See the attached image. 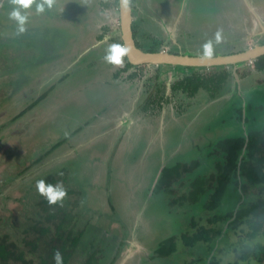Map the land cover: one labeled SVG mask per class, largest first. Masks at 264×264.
I'll return each mask as SVG.
<instances>
[{
    "label": "rangeland",
    "instance_id": "obj_1",
    "mask_svg": "<svg viewBox=\"0 0 264 264\" xmlns=\"http://www.w3.org/2000/svg\"><path fill=\"white\" fill-rule=\"evenodd\" d=\"M54 5L39 14L33 6L26 31L18 34L15 21L8 16L11 0H0V237H13L32 221H40L39 203L47 198L37 191L36 181L50 182L52 178L50 183L62 182L67 190L62 203L53 210L72 211L74 235L84 234L73 249L72 264H84L91 253L99 264H183L194 258L210 259L211 251L205 244L189 247L181 238L182 233L192 232L193 222L207 223L211 214L204 209L206 199L192 207L174 206L171 201L188 192L197 176L215 174L221 158L213 146L219 140L244 136L245 126L250 130L264 126V92L249 97L246 125L237 113L242 102L229 99L232 108L226 100L215 105V111L200 114L192 129L186 122L192 121L209 94L204 90L194 97L179 96L177 102L184 106L182 128L176 133L181 126L170 123L161 137V129L155 128L154 134L168 145L189 137L192 143L178 157L196 159L200 167L174 185V195L159 193L145 211L139 210L138 205L148 197L147 181L161 162L162 146L157 137L150 146H140L138 142L147 144L154 137H138V125L129 129L127 140L120 145L121 136L116 134L113 120L128 112L132 125L150 122L145 92L156 83V72L151 75L131 69L134 73L130 74L124 70L125 61L115 65L104 60L109 45H123L121 40L114 42L111 35L120 22L114 0H54ZM141 5L143 13L133 18L144 25L149 8ZM225 32L220 45L230 43L224 38ZM104 34L109 40L100 41ZM153 35L151 31L140 32L141 46L149 47ZM160 39L166 38L162 35ZM221 70L224 68L204 70L201 76L218 75ZM43 94H47L44 100L18 118ZM193 100L196 105L190 108ZM57 143L62 144L55 149ZM235 187L231 184L221 214L239 203ZM141 213L135 227L134 218ZM173 237L177 238V252L155 257L160 244ZM215 252L210 264L235 259L234 252Z\"/></svg>",
    "mask_w": 264,
    "mask_h": 264
},
{
    "label": "flooded vegetation",
    "instance_id": "obj_2",
    "mask_svg": "<svg viewBox=\"0 0 264 264\" xmlns=\"http://www.w3.org/2000/svg\"><path fill=\"white\" fill-rule=\"evenodd\" d=\"M204 1L211 2L205 5ZM142 3L149 8V13H144L146 14L145 20L148 19V21L146 24L142 22L144 25H139L137 19V21L133 22L132 27L137 47L145 52L181 56L188 55L191 58L203 57L205 56L203 45L211 40L213 42V52L211 56L206 57L213 58L217 56L243 54L249 50L256 49L257 46H264V0H130L133 16L143 13ZM117 7H119V5ZM118 16H120V14ZM226 29H228V33L225 32ZM147 31L154 32V35L149 38L150 46L144 47L141 46L142 43H140L138 35L140 32ZM222 31L225 32L224 38L229 39L230 43L228 41L226 44L220 45L223 36ZM218 32L220 34V41L217 43L216 34ZM111 35L114 42L117 40L122 41L120 22L118 28L113 30ZM162 35L166 38L164 41L160 39ZM105 36L106 34L101 36L100 41L109 40L110 37ZM157 44L160 45L157 46ZM261 57L262 56L258 57L254 63L246 61L209 68L173 66L167 64H161L158 67H150L149 64L135 66L129 63L127 57L125 58L124 70H128L130 74L134 73L133 70L138 72L143 71L145 74L150 73L151 75L153 72H156V77L154 78L156 83L152 88H149V91L145 92L146 95H148V120L150 122L132 125L128 112L121 113L113 120L115 121L116 134L121 136L119 141L122 143L120 145H124V141L127 140L126 137H128V133H130L129 129L132 128V126L138 125V127H136L139 131L138 137L143 134L153 136L154 138L157 137V143L162 146V150L160 151L161 162L157 165L156 171L147 181L145 190H147L148 197L145 203L142 205L139 204L140 206L138 205L139 210L142 208V210L145 211L148 204H150L149 202H152L151 200L159 194L157 192V186L163 171L167 167L178 163L180 161L178 154L187 147V144H191L193 141L188 137L180 142L182 139L181 137L178 144L173 143L171 146L163 139L159 138L162 136L166 124L168 128L172 123L180 125L181 127L176 131L177 133L183 126L182 122H185V120H183L184 117H181V113H184L181 111L184 106L181 105L182 103L177 102L179 96H182L183 99L188 96L194 97L204 90L209 94L208 99L203 103L204 105L200 104V106L203 105V107L198 109L192 121L186 122V127L190 126L192 129L199 120L200 114L212 110L215 111V105H220L225 100L229 102V99H233L234 101L239 99L242 102V124L246 125L249 97L258 92H264V77H262L264 75V70H258L256 68V62ZM219 68H224V70H221L222 73L220 74H226L225 81L218 91H210L204 87L203 82L199 81L203 80L205 77L201 76L203 75L201 72ZM121 72H123V68H121ZM235 73L238 75L236 76ZM162 81L165 84L164 87L162 86ZM122 90L125 91V87H123ZM138 105H140V102H138ZM195 105L196 101H191L190 108H194ZM228 105L229 108L233 107L231 102H229ZM141 107L140 105V108ZM190 108L188 107L187 109ZM160 111H162L161 116L158 115ZM221 112H223V109H221ZM162 120L163 122L160 124ZM157 123H159V126ZM155 128L161 129L159 137L157 134H154ZM182 130H184V128ZM248 131H250V129L245 126V133L248 134ZM164 132L166 133V129ZM154 138L153 140L149 138L150 142L147 144H142L140 142H138V144L140 146H150L151 143L156 141V138ZM172 139L174 140V137H172ZM171 147L174 149L172 150ZM191 160L193 161L196 159ZM162 165L164 168L160 172ZM197 170H195V172ZM236 211L237 210H235V212ZM66 215L68 216L67 213ZM142 215L143 213L138 214L137 217L134 218L135 227L138 226L137 224L140 221L139 218L141 219ZM68 218L69 220L66 222V225L70 221V227H72L75 219L74 214L71 212ZM231 221L232 219L228 220L224 225L227 232H230L228 226ZM54 245L59 246V242H55ZM69 245L67 246L68 251L73 254L75 252L73 249L75 248L69 247ZM159 248L160 246L155 250V257L162 258L163 255H161ZM213 256L214 251L211 252L207 264L213 261Z\"/></svg>",
    "mask_w": 264,
    "mask_h": 264
},
{
    "label": "trees",
    "instance_id": "obj_3",
    "mask_svg": "<svg viewBox=\"0 0 264 264\" xmlns=\"http://www.w3.org/2000/svg\"><path fill=\"white\" fill-rule=\"evenodd\" d=\"M114 3L118 6L119 0H114ZM256 68L264 70V56L256 62ZM225 77L226 74H218L198 80L204 83L206 89L216 92L221 88ZM46 96L47 94L41 95L21 111L18 118L35 108ZM237 112L243 117L242 109ZM61 144L57 143L54 148ZM213 147L214 153L221 158L216 164L215 174L209 177L197 176L190 182L188 192L171 201L174 206L192 207L206 199L204 209L211 214L207 223L193 222L192 232L181 234L182 241L189 247H195L198 243L205 244L209 251H214L213 260L216 257L215 249L228 255L234 252L235 259L224 260L223 264H264V126L251 129L244 136L219 140ZM179 160L163 171L157 186L158 193L174 195V185L200 167L198 160ZM231 184L236 186L235 193L240 197V204L237 203L232 211L221 214L219 210ZM62 200L46 204L48 201L42 199L39 203V222L32 221L22 233L13 237H0V264H54L53 255L57 250L63 255V264H72L74 255L68 251L67 246L70 244L69 247L76 248L84 234L79 232L74 235L70 221L66 225L72 211L62 208L53 210ZM231 219L228 226L230 232H224L225 223ZM232 237L235 238L234 241H230ZM55 242H59V246L54 245ZM159 250L162 257L173 255L178 250L177 238L166 239ZM207 260L208 258L200 257L186 260L183 264H207ZM84 264H99L95 253H91Z\"/></svg>",
    "mask_w": 264,
    "mask_h": 264
},
{
    "label": "clouds",
    "instance_id": "obj_4",
    "mask_svg": "<svg viewBox=\"0 0 264 264\" xmlns=\"http://www.w3.org/2000/svg\"><path fill=\"white\" fill-rule=\"evenodd\" d=\"M121 7L127 11L129 9L130 0H120ZM35 8L36 13H44L46 10L52 9L54 0H11V9L8 12V16L11 20L15 21L16 32L23 33L26 31L27 24L30 19V10ZM220 41L219 32L216 34V42ZM204 55L211 56L213 52V42L207 41L204 45ZM130 54V49L127 46L120 43H113L109 45L104 60L115 64L122 65L125 58ZM36 188L39 193L44 195L48 202L55 204L61 201L67 195V190L63 186L62 182L56 184L46 182L44 179L36 181ZM54 264H63V255L57 250L53 255Z\"/></svg>",
    "mask_w": 264,
    "mask_h": 264
},
{
    "label": "water",
    "instance_id": "obj_5",
    "mask_svg": "<svg viewBox=\"0 0 264 264\" xmlns=\"http://www.w3.org/2000/svg\"><path fill=\"white\" fill-rule=\"evenodd\" d=\"M119 13H120V29H121V39L124 46L129 47L130 54L127 56V59L131 65H142L149 64V66L159 65H173V66H187V67H213V66H224L230 64H237L241 62L250 61L251 63L255 62L258 57L264 55V46H257L256 49L249 50L246 53L233 55V56H217V57H196L191 58L188 55H171V54H158L145 52L136 45L133 32V15L132 9L129 5V9L125 11L121 7L119 0ZM237 76L238 74L235 73ZM248 140V139H247ZM246 148V146H245ZM244 148V153H245ZM164 166L162 165L160 172ZM159 172V173H160ZM227 229L224 230L226 232Z\"/></svg>",
    "mask_w": 264,
    "mask_h": 264
},
{
    "label": "bare ground",
    "instance_id": "obj_6",
    "mask_svg": "<svg viewBox=\"0 0 264 264\" xmlns=\"http://www.w3.org/2000/svg\"><path fill=\"white\" fill-rule=\"evenodd\" d=\"M8 235V234H7ZM4 241H5V239H4ZM8 245V244H7ZM18 246V245H17ZM20 249V248H19ZM16 252V251H15ZM12 261V260H11ZM14 264V263H13Z\"/></svg>",
    "mask_w": 264,
    "mask_h": 264
}]
</instances>
